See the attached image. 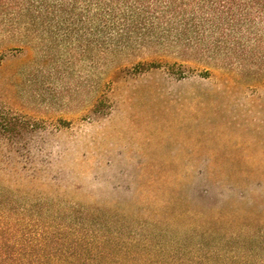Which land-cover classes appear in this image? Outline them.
I'll use <instances>...</instances> for the list:
<instances>
[{
    "label": "rangeland",
    "instance_id": "1",
    "mask_svg": "<svg viewBox=\"0 0 264 264\" xmlns=\"http://www.w3.org/2000/svg\"><path fill=\"white\" fill-rule=\"evenodd\" d=\"M39 36L0 58V193L174 235L186 210L209 215L205 187L229 209L263 199L259 58L107 54L82 33Z\"/></svg>",
    "mask_w": 264,
    "mask_h": 264
},
{
    "label": "trees",
    "instance_id": "2",
    "mask_svg": "<svg viewBox=\"0 0 264 264\" xmlns=\"http://www.w3.org/2000/svg\"><path fill=\"white\" fill-rule=\"evenodd\" d=\"M42 33H82L107 54L147 47L264 64V0H0V58L19 46L34 50ZM199 197L212 202L209 215L186 210V231L174 235L154 223L0 193V264H264V196L233 209L209 187Z\"/></svg>",
    "mask_w": 264,
    "mask_h": 264
}]
</instances>
